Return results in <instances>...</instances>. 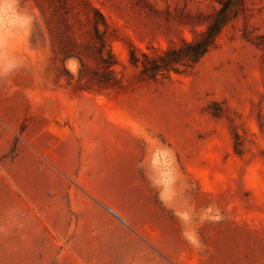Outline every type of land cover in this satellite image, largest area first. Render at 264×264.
Segmentation results:
<instances>
[{
	"label": "rangeland",
	"instance_id": "1",
	"mask_svg": "<svg viewBox=\"0 0 264 264\" xmlns=\"http://www.w3.org/2000/svg\"><path fill=\"white\" fill-rule=\"evenodd\" d=\"M221 1L0 2V264H264V0L188 72L131 62Z\"/></svg>",
	"mask_w": 264,
	"mask_h": 264
},
{
	"label": "trees",
	"instance_id": "2",
	"mask_svg": "<svg viewBox=\"0 0 264 264\" xmlns=\"http://www.w3.org/2000/svg\"><path fill=\"white\" fill-rule=\"evenodd\" d=\"M244 1H221V7L216 10L207 28L192 41L184 40L181 45L171 47L155 57L143 54L142 60L136 56L135 50H133L131 54L132 64H141L142 76L153 80H158L159 77L167 78L172 72L185 73L192 70L216 46L221 31L236 18L238 9L243 5ZM104 23L106 25V22ZM101 46L102 53H105L106 43L103 38H101ZM106 53L116 62L109 51ZM112 65L114 64H109V67Z\"/></svg>",
	"mask_w": 264,
	"mask_h": 264
},
{
	"label": "clouds",
	"instance_id": "3",
	"mask_svg": "<svg viewBox=\"0 0 264 264\" xmlns=\"http://www.w3.org/2000/svg\"><path fill=\"white\" fill-rule=\"evenodd\" d=\"M0 2H2V0H0Z\"/></svg>",
	"mask_w": 264,
	"mask_h": 264
}]
</instances>
